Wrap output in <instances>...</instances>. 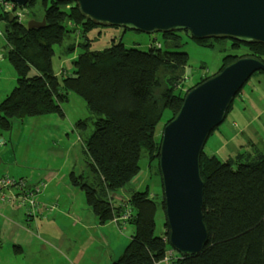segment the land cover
I'll return each instance as SVG.
<instances>
[{"label": "trees", "instance_id": "16d2710c", "mask_svg": "<svg viewBox=\"0 0 264 264\" xmlns=\"http://www.w3.org/2000/svg\"><path fill=\"white\" fill-rule=\"evenodd\" d=\"M36 2L28 1L24 7L30 10L25 15L34 12L31 7ZM0 8V19L5 21L6 56L17 73L16 85L0 102V127L10 129L13 118L52 113L64 116L62 103L69 100V93L80 95L89 116L77 120L75 127L89 158V175L71 172L70 182L85 191L88 206L102 224L118 220L124 203L131 206L130 217L123 221L133 227L130 240L111 264H156L171 246L166 221L164 233H155V214L160 205L165 211L164 197L155 199L146 189L123 196L116 203V195L119 197L120 191L139 174L143 152L151 165L158 157L156 173L161 176V141L155 139L157 123L163 115L167 116L165 125L171 121L187 92L216 73L185 88L189 55L181 50L184 31L157 32L162 42L153 41L147 50L128 48L122 39H113L105 49L91 50L87 34L105 25L84 16L73 1L43 0L45 25L39 29H29L25 20L18 19L14 12L21 8L16 4L13 11L1 3ZM75 30L87 43H79L86 45L71 60L72 71L57 74L53 68L54 47L62 45ZM246 46L248 56L264 60L263 43L255 41ZM74 49L70 43L68 50ZM236 58L225 56L220 71ZM142 72L147 74L145 88L135 92L133 84ZM257 73L264 71L254 74ZM205 145L200 172L209 240L200 253L182 258L179 264H264V151L252 142L248 150L221 160L208 153Z\"/></svg>", "mask_w": 264, "mask_h": 264}, {"label": "rangeland", "instance_id": "374dc122", "mask_svg": "<svg viewBox=\"0 0 264 264\" xmlns=\"http://www.w3.org/2000/svg\"><path fill=\"white\" fill-rule=\"evenodd\" d=\"M26 7L21 8L20 11L28 13L30 8ZM31 9L34 12L25 15L23 18L26 24L32 18L42 20L43 0H37L35 6ZM0 10L3 11L2 8ZM4 30V21L0 20V101L13 89L17 82L16 70L10 59L5 55V49L3 48V45L6 44ZM184 32L181 33L184 42L181 50L189 55L184 72L186 77L185 88L192 87L203 80L204 77L220 71L225 56L240 57L249 55L246 54L249 52V47L246 46L248 43H240L229 38L224 40L207 39L202 43L192 38L190 32ZM87 35L91 39L87 47L91 50L105 49L111 45L113 39L115 41L122 39V42L128 48L134 47L147 50L153 41L162 42L163 39L162 35L157 32L151 34L134 30L124 32L122 28L112 26L95 27ZM233 42H235L234 45ZM70 43H73L75 48L71 52L68 50ZM79 43H87V40L78 30H75L74 33L69 34V37H66L62 45L54 47L53 68L57 74L61 71L63 74H65V71L67 73L72 71L71 60L86 45H79ZM31 73H34V70ZM117 73L122 74L123 71ZM146 80L147 74L142 72L140 79L133 84V90L135 92L143 91ZM62 109L64 116L52 113L22 119L13 118L10 129L4 130L0 127V174L7 173L15 178L23 177L29 183L45 182L47 185L45 190L48 191L53 188L52 191L56 192L54 197L63 206L75 207L72 211L82 207L83 210H79L87 213L91 208L87 204L85 191L70 182V173L74 170L84 176L89 175V158L82 141L78 138L77 128L74 125V122L78 119L89 116V111L85 100L73 91L69 93V100L62 103ZM166 120L167 116L163 115L156 125L155 139L157 142L161 141ZM248 136L253 137L257 142L258 149L264 151V73L252 74L242 86L240 92L235 96L224 121L210 134L205 150L208 153H215L223 148L217 154L220 159H225L229 153H232L231 150H234L233 144L240 147V144ZM231 155L233 156V154ZM149 161L146 153L143 152L140 159L139 174L120 191L119 197L116 195L117 200H120L123 196L124 198L128 197V191L133 193L134 191H144L146 189L155 199H162V179L156 173L158 157L157 160L152 162V165ZM118 202L116 201V203ZM4 204L22 210L17 220L21 221L23 227L26 228L28 223H31L28 221L33 216L24 214V206L17 204L14 200ZM155 219V233L161 235L165 229V211L161 205L156 210ZM110 229L112 228H102L110 247L117 253L123 252L127 242L126 244L121 242L123 239L119 240L118 234ZM55 230L61 231L57 228ZM70 230L72 228L67 227L66 231L69 232ZM90 231L92 232V230ZM132 231L133 227L130 225L123 233L129 236ZM21 232L25 236H29L25 230H21ZM88 233L87 230L79 232L82 235ZM4 244L5 248L13 247L12 243L4 242ZM29 248L36 249L34 244L28 247L25 246V252ZM105 249L107 250V246L101 240L94 241L89 245L86 254L96 252L105 256L103 252ZM175 253L178 252L175 250Z\"/></svg>", "mask_w": 264, "mask_h": 264}, {"label": "water", "instance_id": "95a60500", "mask_svg": "<svg viewBox=\"0 0 264 264\" xmlns=\"http://www.w3.org/2000/svg\"><path fill=\"white\" fill-rule=\"evenodd\" d=\"M23 8L29 0H10ZM73 1L81 13L98 24L124 31L164 33L189 31L197 40L231 38L264 44V0H58ZM10 21L14 19L10 14ZM30 19L27 28L39 29ZM264 71V60L241 56L193 87L178 114L163 130L159 168L169 243L183 257L198 254L209 240L204 220V181L200 156L211 131L247 80Z\"/></svg>", "mask_w": 264, "mask_h": 264}, {"label": "crops", "instance_id": "0c3cea01", "mask_svg": "<svg viewBox=\"0 0 264 264\" xmlns=\"http://www.w3.org/2000/svg\"><path fill=\"white\" fill-rule=\"evenodd\" d=\"M6 44L3 45L4 49ZM77 134L80 139L78 129ZM252 142L258 149L256 140L248 136L240 144V147L232 143L234 150H231L232 153H229L228 157L221 160H226L232 156L231 154L234 156L238 152L248 150ZM222 150L223 148L218 150V152ZM218 152L212 154L218 156ZM72 172L75 175L82 174L74 170ZM41 183L43 182L38 181L32 184L40 185ZM39 187V191L37 192L38 200L44 204L55 205L56 207L54 210L47 209L43 215L28 219V222L31 223H28L26 228L23 227L21 221L17 220L22 210L0 202V264H111L113 260L123 253H117L110 247L106 235L102 232V228L111 227L112 229L110 230L118 234L119 240L123 239L121 242L124 244L127 242L128 244L131 234L126 236L123 233L126 228L130 227L128 223L114 219L102 224L91 209L87 213L80 211L83 210L82 207L72 211L75 207H70L72 208L70 209L57 201L58 199L54 197L56 192L52 191L53 188L48 191L45 190V187H47L46 183L45 186L40 185ZM127 193V196L132 194L129 191ZM49 196L50 198H48ZM23 210L25 214V209L23 208ZM67 227H71L72 230L67 232ZM55 228L61 231H56ZM21 230H25L29 236H25ZM85 230L89 231V233L84 235L79 234V232H84ZM98 240H101L107 246V250H103L105 256L96 252L86 254L89 245ZM4 242L12 243L13 247L5 248ZM33 244L36 249L32 250V248H29L25 252V246L28 247Z\"/></svg>", "mask_w": 264, "mask_h": 264}, {"label": "built area", "instance_id": "2783aa9c", "mask_svg": "<svg viewBox=\"0 0 264 264\" xmlns=\"http://www.w3.org/2000/svg\"><path fill=\"white\" fill-rule=\"evenodd\" d=\"M0 3L7 10L13 11L15 4L10 0H0ZM14 13L18 16L20 21L24 20L23 18L25 17V14L20 10H16ZM40 185L45 186V183H41ZM40 185L29 183L27 179H24L23 177L15 178L7 173H1L0 201L3 203H9L14 200L17 204L25 207V213L27 216L35 217L43 215L47 209L54 210L56 206L44 204L36 198ZM123 206L124 212L121 216L117 217V219L127 222L132 210L129 203H124ZM176 258L178 257L175 253V249L170 246L161 262L164 264H174Z\"/></svg>", "mask_w": 264, "mask_h": 264}, {"label": "bare ground", "instance_id": "6f19581e", "mask_svg": "<svg viewBox=\"0 0 264 264\" xmlns=\"http://www.w3.org/2000/svg\"><path fill=\"white\" fill-rule=\"evenodd\" d=\"M240 43H242V42H240ZM244 44H246V43H244ZM225 119V118H224ZM218 127V126H217ZM216 128V127H215ZM214 128V129H215ZM213 129V130H214ZM202 153V152H201ZM165 221H166V218H165ZM165 223V222H164ZM130 225V224H129ZM165 231V230H164ZM176 255H177V257L178 258H176V260H175V262H174V264H179V261L182 259V258H184L179 252L178 253H176ZM163 259V258H162ZM162 259L159 261V262H157L156 264H164V263H162L161 261H162Z\"/></svg>", "mask_w": 264, "mask_h": 264}]
</instances>
